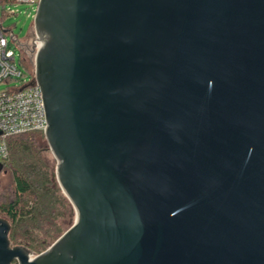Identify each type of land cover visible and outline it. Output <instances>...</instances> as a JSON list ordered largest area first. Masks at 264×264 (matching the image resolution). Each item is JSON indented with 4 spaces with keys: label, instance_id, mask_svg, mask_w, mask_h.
Masks as SVG:
<instances>
[{
    "label": "water",
    "instance_id": "95a60500",
    "mask_svg": "<svg viewBox=\"0 0 264 264\" xmlns=\"http://www.w3.org/2000/svg\"><path fill=\"white\" fill-rule=\"evenodd\" d=\"M33 25L75 219L30 258L0 218V264H264V0H40Z\"/></svg>",
    "mask_w": 264,
    "mask_h": 264
},
{
    "label": "trees",
    "instance_id": "16d2710c",
    "mask_svg": "<svg viewBox=\"0 0 264 264\" xmlns=\"http://www.w3.org/2000/svg\"><path fill=\"white\" fill-rule=\"evenodd\" d=\"M14 4L15 0H0V21L10 16L6 9ZM17 62L26 75L34 76V68L27 63L21 47ZM36 134L9 140L10 153L3 165L11 173L13 184L10 194L0 188V217L11 225V245L38 255L71 227L75 215L58 185L55 162L46 158L47 149L33 136Z\"/></svg>",
    "mask_w": 264,
    "mask_h": 264
},
{
    "label": "built area",
    "instance_id": "2783aa9c",
    "mask_svg": "<svg viewBox=\"0 0 264 264\" xmlns=\"http://www.w3.org/2000/svg\"><path fill=\"white\" fill-rule=\"evenodd\" d=\"M40 0H15L18 4L31 6L28 16L35 17ZM7 14L16 15V11L7 7ZM0 21V84L18 83L19 86L8 88L0 92V163L9 157V140L12 137L27 133H42L47 129L46 114L42 92L37 84H33L34 76L27 79L23 68L17 62L16 53L10 47L6 33ZM32 52L34 57L41 47V42L32 38ZM35 254H30L34 258ZM11 264H20L13 261Z\"/></svg>",
    "mask_w": 264,
    "mask_h": 264
},
{
    "label": "rangeland",
    "instance_id": "374dc122",
    "mask_svg": "<svg viewBox=\"0 0 264 264\" xmlns=\"http://www.w3.org/2000/svg\"><path fill=\"white\" fill-rule=\"evenodd\" d=\"M9 7L10 9L15 10L17 14L10 15L7 18L3 19L2 21L3 30L8 31L6 33V37L9 40L10 47L13 48L16 53L17 61H19L20 59V47H21L24 50L27 63H29L30 67L34 68V54L31 48L33 42L32 37H35L34 25H33L34 17L28 16V11L31 10V6L27 4H18L17 6L10 5ZM29 78L31 77L27 75L28 80ZM15 86H19V84L15 82L10 84L1 83L0 92H4L6 89L14 88ZM41 135L43 136V138L41 137ZM33 136L35 137L37 136V141L39 142V144L43 148L47 149V151H45L46 158L52 162H55L56 165V160L48 147L44 134L38 133ZM55 174H56V166H55ZM12 184H13L12 175L8 171V169L4 167V169L0 172V188L2 189V192L3 193L7 192V194H10L12 192L11 191Z\"/></svg>",
    "mask_w": 264,
    "mask_h": 264
}]
</instances>
